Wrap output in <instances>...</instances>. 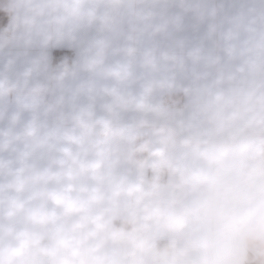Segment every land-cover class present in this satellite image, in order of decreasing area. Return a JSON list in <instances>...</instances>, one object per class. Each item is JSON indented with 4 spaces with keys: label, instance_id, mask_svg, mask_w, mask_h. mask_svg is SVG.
<instances>
[{
    "label": "crops",
    "instance_id": "1",
    "mask_svg": "<svg viewBox=\"0 0 264 264\" xmlns=\"http://www.w3.org/2000/svg\"><path fill=\"white\" fill-rule=\"evenodd\" d=\"M0 9V264H264V0Z\"/></svg>",
    "mask_w": 264,
    "mask_h": 264
},
{
    "label": "built area",
    "instance_id": "2",
    "mask_svg": "<svg viewBox=\"0 0 264 264\" xmlns=\"http://www.w3.org/2000/svg\"><path fill=\"white\" fill-rule=\"evenodd\" d=\"M13 26H2L0 28V35H8L14 32ZM70 67L69 58L66 56V54H58L54 58L52 71L54 75H64ZM175 104V102H173ZM167 179V173L165 171H162L160 173V177L157 179L158 181H164Z\"/></svg>",
    "mask_w": 264,
    "mask_h": 264
},
{
    "label": "trees",
    "instance_id": "3",
    "mask_svg": "<svg viewBox=\"0 0 264 264\" xmlns=\"http://www.w3.org/2000/svg\"><path fill=\"white\" fill-rule=\"evenodd\" d=\"M9 9H0V28L3 26V24L5 23V20L8 18L9 16ZM258 260V259H257ZM254 261L251 264H258L259 262Z\"/></svg>",
    "mask_w": 264,
    "mask_h": 264
}]
</instances>
